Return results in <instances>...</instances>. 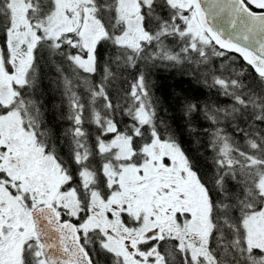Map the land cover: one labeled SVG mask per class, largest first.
<instances>
[{
    "label": "snow or ice",
    "instance_id": "1",
    "mask_svg": "<svg viewBox=\"0 0 264 264\" xmlns=\"http://www.w3.org/2000/svg\"><path fill=\"white\" fill-rule=\"evenodd\" d=\"M0 264H264V0H0Z\"/></svg>",
    "mask_w": 264,
    "mask_h": 264
},
{
    "label": "trees",
    "instance_id": "2",
    "mask_svg": "<svg viewBox=\"0 0 264 264\" xmlns=\"http://www.w3.org/2000/svg\"><path fill=\"white\" fill-rule=\"evenodd\" d=\"M158 84L161 86V92L165 90H179L180 79L173 72L163 71L158 73ZM184 88H187L186 83L182 84Z\"/></svg>",
    "mask_w": 264,
    "mask_h": 264
}]
</instances>
